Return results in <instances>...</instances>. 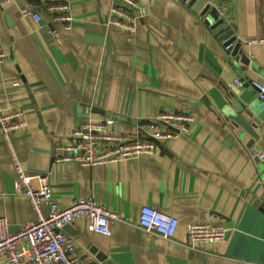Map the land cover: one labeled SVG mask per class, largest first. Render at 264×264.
I'll list each match as a JSON object with an SVG mask.
<instances>
[{"label":"crops","instance_id":"0c3cea01","mask_svg":"<svg viewBox=\"0 0 264 264\" xmlns=\"http://www.w3.org/2000/svg\"><path fill=\"white\" fill-rule=\"evenodd\" d=\"M67 1L68 31L52 22L41 0L0 6V52L7 56L0 107L26 114L25 127L10 139L0 129V219L12 232L35 219L28 198L16 190L15 156L28 173L50 174L59 205L90 196L118 213L109 238L90 232L86 219L64 230L75 239L80 264H100L93 250L114 264H264L258 156L264 100L233 84L235 77L264 81V44L244 45L232 56L222 46L227 30L213 31L182 0H138L147 16L131 40L106 25L113 0ZM206 1L226 11L236 36H264V0ZM24 7L40 12L42 21L23 17ZM185 107L189 134L154 154L95 167L54 162L57 145L83 122L113 116L112 133L142 139V125ZM143 206L178 218L174 238L139 226ZM190 223L221 224L226 238L191 249Z\"/></svg>","mask_w":264,"mask_h":264},{"label":"built area","instance_id":"2783aa9c","mask_svg":"<svg viewBox=\"0 0 264 264\" xmlns=\"http://www.w3.org/2000/svg\"><path fill=\"white\" fill-rule=\"evenodd\" d=\"M182 1L189 5L190 0ZM13 2L14 0H2L0 6L6 7ZM41 2L54 24L61 25L67 31L71 29L73 16L67 0ZM217 11L218 20H223L228 24V29L233 30L226 11L219 8ZM21 15L33 17L36 22L42 21L40 12L28 7L21 9ZM146 16L147 9L138 0H113L106 25L127 33L128 40H131L137 22ZM203 19L208 27L217 21L209 15ZM233 36L235 40L232 42ZM236 43L241 47L262 45L264 36L244 39L233 33L222 40V46L228 53L234 49ZM6 58L7 56L0 52V66L5 63ZM233 84L240 88L252 89L259 99L264 100V81L260 78L235 77ZM115 122L116 118L109 116L81 123L74 129L69 140L57 145L54 162H78L83 166L95 167L148 156L158 151L159 146L170 139L188 135L192 118L188 115L187 107L178 113L161 112L154 121L140 127L142 139L112 133L110 127ZM25 125L24 111H7L0 107V129L6 139H10L11 133L22 130ZM258 156L264 163V150ZM12 160L18 175L16 190L28 198L35 219L25 223L18 232L10 230L7 219H0V264H80L75 239L64 231V227L82 219L88 221L90 232L105 238L112 236L118 213L107 209L90 196L77 199L70 206H61L54 199L49 173H28L15 156ZM138 224L148 234L170 240L176 234L179 220L162 210L143 206L140 209ZM187 230V244L194 250L224 241L227 232L223 225L212 223H190Z\"/></svg>","mask_w":264,"mask_h":264},{"label":"water","instance_id":"95a60500","mask_svg":"<svg viewBox=\"0 0 264 264\" xmlns=\"http://www.w3.org/2000/svg\"><path fill=\"white\" fill-rule=\"evenodd\" d=\"M189 6L193 7L195 12H199V14L202 18H204L206 15H209L213 19L217 20L211 27H209L213 31L220 32L221 30H224V29L227 30L225 35L223 37H221L222 40H224L225 38H227L228 36H230L234 33L233 30L228 29L229 26L227 23H225L223 20H220V19L218 20L217 7H213L210 3H207L206 0H190ZM202 6H204V8L202 9V11H200ZM205 23L207 25V22H205ZM234 40H235V37L233 36L231 41L233 42ZM240 47H241L240 44L236 43L234 49L232 51H230L229 54L236 57V55L240 51ZM68 226L69 225H66L64 227V230H66ZM92 252H93V254L96 255V260H98L100 262V264H114L112 262V260L109 259L105 253L98 252L96 250H93ZM93 264H98V263L94 262Z\"/></svg>","mask_w":264,"mask_h":264}]
</instances>
